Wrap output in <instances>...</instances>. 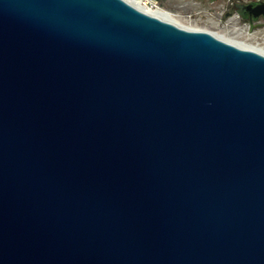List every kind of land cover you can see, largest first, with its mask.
Here are the masks:
<instances>
[{"label":"water","instance_id":"1","mask_svg":"<svg viewBox=\"0 0 264 264\" xmlns=\"http://www.w3.org/2000/svg\"><path fill=\"white\" fill-rule=\"evenodd\" d=\"M0 264H264V33L0 0Z\"/></svg>","mask_w":264,"mask_h":264},{"label":"rangeland","instance_id":"2","mask_svg":"<svg viewBox=\"0 0 264 264\" xmlns=\"http://www.w3.org/2000/svg\"><path fill=\"white\" fill-rule=\"evenodd\" d=\"M149 8L154 9L155 6L170 12L177 22L185 27H193L197 30L206 31L214 35L215 37L228 42V41H239L249 44L256 36L260 34L258 27L251 29L250 35H247L246 29L243 24L246 23L241 21L238 17L232 18V10L220 11V20L217 22H211L207 17L199 15L197 12L190 11L188 13L176 12L175 7L168 6L165 1H155L148 3ZM210 10L209 12H213ZM225 13H229L226 15ZM237 28V30H235ZM264 31L261 29V32ZM255 32V33H253Z\"/></svg>","mask_w":264,"mask_h":264},{"label":"crops","instance_id":"3","mask_svg":"<svg viewBox=\"0 0 264 264\" xmlns=\"http://www.w3.org/2000/svg\"><path fill=\"white\" fill-rule=\"evenodd\" d=\"M165 1L168 6L175 7L176 12L188 13L190 11L197 12L199 15L205 16L211 22H217L220 20V11L222 10H232L233 15L235 12V5L237 4H247L254 0H159ZM214 10L213 12H209ZM228 15L229 13H225ZM257 30L256 32L260 31ZM255 33V32H253Z\"/></svg>","mask_w":264,"mask_h":264},{"label":"bare ground","instance_id":"4","mask_svg":"<svg viewBox=\"0 0 264 264\" xmlns=\"http://www.w3.org/2000/svg\"><path fill=\"white\" fill-rule=\"evenodd\" d=\"M126 2H135L137 3L143 10H145L146 12H148L149 14L159 18V19H162L164 21H168V22H171V23H174L180 27H183V28H186V29H190V30H197L193 27H185V26H182L180 25L177 20H175V18L173 17V15L166 11V10H163L157 6H155L154 9H151L149 8L148 3H152V0H124ZM228 43L234 45V46H237V47H245L246 45H248L247 43H244V42H239V41H228Z\"/></svg>","mask_w":264,"mask_h":264},{"label":"built area","instance_id":"5","mask_svg":"<svg viewBox=\"0 0 264 264\" xmlns=\"http://www.w3.org/2000/svg\"><path fill=\"white\" fill-rule=\"evenodd\" d=\"M254 1L264 2V0H254ZM234 17H238L236 13H234L232 15V18H234ZM243 27L246 29V32L245 33L247 35H250L251 29H253L254 27L255 28L258 27V28H261L262 30H264V22H262L261 20L258 21L257 23H254V24H251V23L246 22V23L243 24ZM235 30H237V28H235Z\"/></svg>","mask_w":264,"mask_h":264},{"label":"flooded vegetation","instance_id":"6","mask_svg":"<svg viewBox=\"0 0 264 264\" xmlns=\"http://www.w3.org/2000/svg\"><path fill=\"white\" fill-rule=\"evenodd\" d=\"M235 12L237 11V8L235 7ZM243 13H247L246 11H243ZM237 14V13H236ZM237 16H238V18L241 20V21H244V22H248V23H251V24H254V23H257L258 21H262V22H264V19H262L261 17L257 20V21H252V22H249V19L251 18L250 16H249V14H247L246 15V17H243L242 15H238L237 14Z\"/></svg>","mask_w":264,"mask_h":264},{"label":"trees","instance_id":"7","mask_svg":"<svg viewBox=\"0 0 264 264\" xmlns=\"http://www.w3.org/2000/svg\"><path fill=\"white\" fill-rule=\"evenodd\" d=\"M155 1H159V0H155Z\"/></svg>","mask_w":264,"mask_h":264}]
</instances>
